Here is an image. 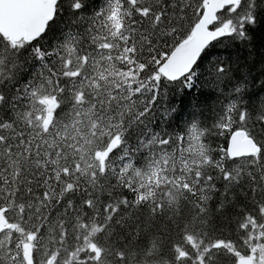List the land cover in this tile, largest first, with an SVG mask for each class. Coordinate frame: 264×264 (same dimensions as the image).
Listing matches in <instances>:
<instances>
[{
	"label": "snow or ice",
	"instance_id": "snow-or-ice-1",
	"mask_svg": "<svg viewBox=\"0 0 264 264\" xmlns=\"http://www.w3.org/2000/svg\"><path fill=\"white\" fill-rule=\"evenodd\" d=\"M0 264H264V0H0Z\"/></svg>",
	"mask_w": 264,
	"mask_h": 264
}]
</instances>
